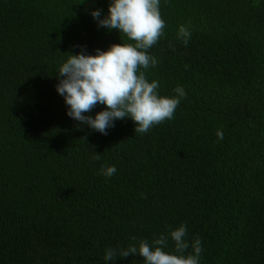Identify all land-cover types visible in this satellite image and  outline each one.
<instances>
[{"label":"trees","instance_id":"1","mask_svg":"<svg viewBox=\"0 0 264 264\" xmlns=\"http://www.w3.org/2000/svg\"><path fill=\"white\" fill-rule=\"evenodd\" d=\"M111 2L0 0V264H144L103 257L161 234L174 253L182 224L199 264H264V0H161L158 64L138 74L186 98L145 134L129 117L104 135L67 115L56 74L81 47L134 44L93 19Z\"/></svg>","mask_w":264,"mask_h":264},{"label":"clouds","instance_id":"2","mask_svg":"<svg viewBox=\"0 0 264 264\" xmlns=\"http://www.w3.org/2000/svg\"><path fill=\"white\" fill-rule=\"evenodd\" d=\"M161 0H112L107 16L101 18V9L91 12L98 27L108 30H118L132 43H114L107 50L96 49L94 55L88 54L81 47L78 54H71L56 74L59 83L57 92L64 97L68 106L67 115L87 125L94 131L107 135L108 129L115 126L116 120L131 118L135 123V134H145L153 127L166 120L174 119V113L181 100L186 98L182 86L174 89L175 96H161L158 81L149 82L143 72L138 70L155 67L158 60L149 53V49L164 36L166 22L160 13ZM178 38L188 44L191 33L181 25ZM97 104L105 105L104 110L95 117L89 115ZM217 137L223 139L222 130H217ZM94 159L99 160L97 154ZM117 172L116 167L102 166L100 174L112 177ZM143 197L144 194H141ZM175 244V252L164 249L168 244V236L161 234L154 239L152 245L146 240L122 248L119 251L107 248L103 259L114 261L117 257L126 258L130 254H139L144 264H199L202 253V243L195 239L191 247L193 252L184 255L189 248L185 240L186 225L170 231ZM133 240L136 237H132ZM155 245V247H153Z\"/></svg>","mask_w":264,"mask_h":264}]
</instances>
